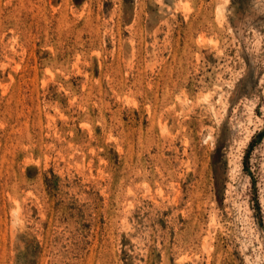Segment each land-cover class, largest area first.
Wrapping results in <instances>:
<instances>
[{"label":"rangeland","instance_id":"1","mask_svg":"<svg viewBox=\"0 0 264 264\" xmlns=\"http://www.w3.org/2000/svg\"><path fill=\"white\" fill-rule=\"evenodd\" d=\"M0 264H264V0H0Z\"/></svg>","mask_w":264,"mask_h":264}]
</instances>
